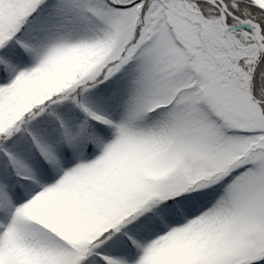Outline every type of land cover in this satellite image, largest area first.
<instances>
[{
	"label": "snow or ice",
	"instance_id": "1",
	"mask_svg": "<svg viewBox=\"0 0 264 264\" xmlns=\"http://www.w3.org/2000/svg\"><path fill=\"white\" fill-rule=\"evenodd\" d=\"M0 264H264V0H0Z\"/></svg>",
	"mask_w": 264,
	"mask_h": 264
}]
</instances>
